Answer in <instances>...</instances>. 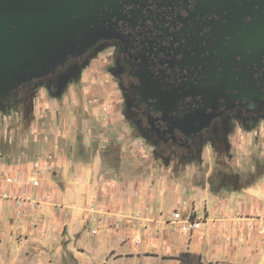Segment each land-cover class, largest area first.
<instances>
[{
    "label": "rangeland",
    "instance_id": "obj_1",
    "mask_svg": "<svg viewBox=\"0 0 264 264\" xmlns=\"http://www.w3.org/2000/svg\"><path fill=\"white\" fill-rule=\"evenodd\" d=\"M110 68L109 51L99 49L81 62L78 73L70 71L68 66L65 76L57 77L56 82H49L46 77L35 82L31 89L23 88L16 92L12 96L14 101L4 107L0 105V154L14 157L30 152L25 134L35 118V106L41 100V94H44V104L51 105L42 113L44 120H48L49 114L52 115L55 110L61 112L66 107L64 98L70 94L80 108L89 112L88 129L80 133L81 139L84 135L98 137L94 141H86V149L78 148L79 158L89 163L96 159L100 161L98 181L114 179L138 186L143 183L149 196H153L139 202L152 211L151 220L142 221L139 232L134 233L131 223L121 221V216V219H117L118 215L110 223L106 243L113 251L106 254L107 263L102 264H179L175 258L182 252L199 256L201 264H214V238L208 237L212 241H206L207 235L196 230L202 219L197 218L191 209L192 192L195 188L208 185V191L218 195L230 190H218L217 179L228 183L230 177L236 175L245 182L255 175H264V124L244 129L232 126L223 139L205 142L194 154L171 155L169 147L148 141L136 130L128 116V103ZM25 96L30 98L28 103L22 99ZM107 110L115 117H123L122 122L113 125L111 116H105ZM99 116L104 117L103 128L98 122ZM121 136H125L124 139ZM52 144L58 151L68 149L55 138H52ZM49 175L56 180V173L50 172ZM171 188L181 191L180 201L173 208L169 196ZM141 192L140 189L135 190V193ZM183 202L187 205L184 206ZM174 211L181 215L177 221L172 217ZM7 212L9 208L1 201L0 264H89L86 262L89 258L84 254L79 256L86 261L75 258L74 255L78 253L72 250L69 231L64 224L60 229H52L44 234L41 231L38 233L36 221H32L33 228L26 231L25 219L15 224ZM116 212L121 213L120 209ZM191 212L192 220L197 222L194 228L183 223ZM62 216L67 218L66 213H62ZM118 224L122 227H118ZM149 227L153 229L149 231ZM183 228L186 230L183 231ZM185 232L186 235L182 237ZM96 234L89 242L92 248L101 244ZM122 247H130V252L120 253L118 250ZM75 248L78 251L86 250L85 246Z\"/></svg>",
    "mask_w": 264,
    "mask_h": 264
},
{
    "label": "flooded vegetation",
    "instance_id": "obj_2",
    "mask_svg": "<svg viewBox=\"0 0 264 264\" xmlns=\"http://www.w3.org/2000/svg\"><path fill=\"white\" fill-rule=\"evenodd\" d=\"M103 24L128 116L169 154H194L232 126L264 124V0H120ZM68 71V70H67ZM56 82V81H55ZM166 98L168 102H163Z\"/></svg>",
    "mask_w": 264,
    "mask_h": 264
},
{
    "label": "crops",
    "instance_id": "obj_3",
    "mask_svg": "<svg viewBox=\"0 0 264 264\" xmlns=\"http://www.w3.org/2000/svg\"><path fill=\"white\" fill-rule=\"evenodd\" d=\"M43 98L44 94H41V102L39 101L35 106V118L25 134V140L31 147L30 152L14 157L0 154V192L20 189L31 198H41L50 193L54 201L63 208L60 210L47 202H41L34 209L22 210L11 201L0 199V202L7 205L9 208L7 216L15 224L25 219L26 231L33 228L32 221H36L38 233L41 231L44 234L52 229L58 230L64 224L69 231L72 250L78 253L74 255L75 258L81 262L86 261L83 256H79L84 254L89 258L87 263L102 264L106 262V254L113 251V248L106 243L110 234L108 229L110 215L114 214L115 217L118 215L117 219H121L119 216L123 217L121 221L131 223L134 233L139 232L142 221L151 220L152 211H148L147 205L139 203L143 198L148 197L149 193L143 183H139L141 186H138L136 183L128 184L114 179L107 182L98 181L100 161L96 159L89 163L81 160L77 153L79 147L87 148L86 141H94L98 138L93 135L87 137L84 135L83 139L80 137L83 129H88V110L80 108L73 101V97L67 94L64 98L66 107L61 112L53 111L52 115L49 114L48 120H44L42 113L51 105L44 104ZM106 108L110 109L109 106ZM81 115L83 116L80 117ZM105 116H111L113 125H119L123 120L120 115L115 117L111 114L110 110L105 112ZM104 121V117L99 116L98 122L102 125L101 128L105 127ZM121 137L124 139L125 136ZM52 138L63 143L68 149L60 151L54 149ZM102 139L105 140L103 137ZM35 158H43L48 162L49 174L56 173V180L55 177L52 179L48 175V180L41 188L7 183V179L20 174L29 178L30 162ZM107 171L112 174L110 169ZM136 189L142 192L135 193ZM180 195V190L171 188L169 196L172 208L173 205L174 207L178 205ZM149 197L151 199L153 196ZM191 199L193 213L197 218L202 219L196 230L207 235L206 241H212L209 239L211 236L214 238L212 257L214 264H264V175H259L251 183L247 178L245 182L241 181L240 187L234 191L221 192L218 195H212L208 191V185L201 189L195 188ZM91 205L106 211L99 224L100 231L95 235L101 244L93 248L89 243L93 235L88 228L89 225H95L91 222V218L96 215L90 211ZM118 209L120 214L116 212ZM62 213L67 214L66 219L63 218ZM3 214L5 215L6 211ZM115 217L111 219L112 222ZM120 225L118 224V227H122ZM151 229L153 228L149 227V231ZM183 235H186V232L182 237ZM75 246H85L86 250L78 251ZM130 249V247H122L118 251L125 254L130 252Z\"/></svg>",
    "mask_w": 264,
    "mask_h": 264
},
{
    "label": "water",
    "instance_id": "obj_4",
    "mask_svg": "<svg viewBox=\"0 0 264 264\" xmlns=\"http://www.w3.org/2000/svg\"><path fill=\"white\" fill-rule=\"evenodd\" d=\"M119 1L0 0V100L109 38L103 24Z\"/></svg>",
    "mask_w": 264,
    "mask_h": 264
},
{
    "label": "built area",
    "instance_id": "obj_5",
    "mask_svg": "<svg viewBox=\"0 0 264 264\" xmlns=\"http://www.w3.org/2000/svg\"><path fill=\"white\" fill-rule=\"evenodd\" d=\"M30 174L31 176L27 178L24 174H20L16 177L7 179L8 184H15V185H30L34 188H41L43 186V183H45L48 180L49 175V164L48 162L43 158H35L30 162ZM0 199L5 201H11L13 202L17 207H20L22 210L24 209H34L36 208L41 202H47L49 205L53 206L54 208L62 209L63 206L61 204H57L50 193H47L44 197L38 198L34 197L31 198L28 195L25 194V192L19 190L14 191H1L0 192ZM183 205L186 206V202H183ZM90 211L93 215H96L95 217H92L91 222H93L95 225H89V232L94 235L99 230V224L101 223L102 216L106 214V211H102L100 209H97L94 205L90 206ZM108 214V211H107ZM192 212L186 217L185 220H183V223L189 225V227H196L197 222L192 220ZM115 217L114 214L110 215V222L108 220V226L112 222L111 219ZM172 217L177 221L181 218V215L174 211L172 214Z\"/></svg>",
    "mask_w": 264,
    "mask_h": 264
},
{
    "label": "trees",
    "instance_id": "obj_6",
    "mask_svg": "<svg viewBox=\"0 0 264 264\" xmlns=\"http://www.w3.org/2000/svg\"><path fill=\"white\" fill-rule=\"evenodd\" d=\"M69 66V65H68ZM67 71V70H66ZM66 71H65V73H66ZM71 71V70H70ZM79 71V70H78ZM78 71H75L74 70V72L75 73H78ZM63 76H65V74L63 73ZM57 75L56 76H54V79H51L50 80V76L48 77L49 78V82L50 81H55L56 79H57ZM45 79V78H44ZM40 80H43V79H40ZM40 80H36V81H33V82H31V83H28V84H25V85H23V86H21L19 89H17L15 92H13L9 97H7V98H5V99H1L0 100V105L2 106V107H4L5 105H8V104H10V102L11 101H14L13 99V95L16 93V92H18L20 89H23V88H26V89H31L32 87H34V85H35V82H37V81H40ZM12 98V99H11ZM22 99H24L25 100V102H29V100H30V98L28 97V96H25L24 98H22ZM23 100V101H24ZM22 101V102H23ZM27 103H25V105L27 104ZM13 104V103H12ZM11 104V105H12ZM260 175V174H259ZM259 175H255L256 177H252L249 181H250V183L251 182H253ZM217 186V188H218V190L220 189V188H225V189H229L230 191H234L235 189H237V188H239L240 187V185H241V180L238 178V176H236V175H233V176H231L230 177V179L228 180V183H226L225 181H223V180H218L217 179V184H216ZM229 191V192H230ZM178 262H179V264H201V260H200V257L199 256H194V255H192V254H190L189 252H182L181 254H179L176 258H175Z\"/></svg>",
    "mask_w": 264,
    "mask_h": 264
}]
</instances>
